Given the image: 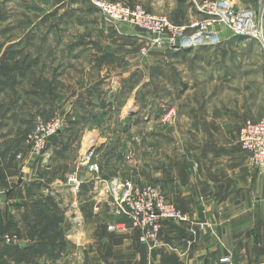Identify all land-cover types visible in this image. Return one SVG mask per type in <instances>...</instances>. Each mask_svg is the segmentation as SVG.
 I'll list each match as a JSON object with an SVG mask.
<instances>
[{"label":"crops","instance_id":"crops-1","mask_svg":"<svg viewBox=\"0 0 264 264\" xmlns=\"http://www.w3.org/2000/svg\"><path fill=\"white\" fill-rule=\"evenodd\" d=\"M199 1L174 0L176 6L166 11L176 22L185 21L193 9L198 12ZM232 1L255 11L264 7V0ZM121 27L112 26L110 39L133 42L146 37L133 27ZM7 31L6 25L0 34ZM4 34L0 35V185L6 194L0 203V264H258L264 260V167L252 165L250 153L237 141L240 126L247 119H260L264 109L254 116L234 115L230 104L223 102L221 108L222 104L216 107L209 100L215 112L211 111L212 120L203 123L208 128L196 133L208 141L197 165H183L182 158L163 155L158 184L192 223L164 219L159 243L149 247L126 217L114 213L111 197L96 181L105 174L94 169L96 173L90 175L84 166L74 170L82 158L84 135L94 137L100 133L98 127L118 124L114 122L118 101L113 97L121 90L118 78L135 74L130 64L133 52H121L97 38H7ZM231 36L222 35V40ZM128 88L136 92L135 86ZM179 104L163 106L173 109ZM129 106L130 102L123 109ZM37 115L46 119L59 115L65 120L64 131L49 142L47 161L33 158L26 142ZM126 116L121 114L120 121ZM179 120L174 124L179 125ZM166 131L146 132V140L154 136L168 141L173 136ZM182 148L179 145L176 152ZM62 163L67 165L61 167ZM95 166L92 162L90 167ZM73 170L82 179L79 194L65 185ZM112 224L117 227L110 229ZM9 232L18 234L22 243H4L2 235ZM225 257L229 261L223 262Z\"/></svg>","mask_w":264,"mask_h":264},{"label":"rangeland","instance_id":"rangeland-1","mask_svg":"<svg viewBox=\"0 0 264 264\" xmlns=\"http://www.w3.org/2000/svg\"><path fill=\"white\" fill-rule=\"evenodd\" d=\"M119 1L142 5L155 14L168 15L176 22L166 11L170 6H176L174 0ZM204 17L193 9L188 13V19L176 23H187ZM105 22L111 23V27ZM123 24L108 20L89 0H0V30L6 25L8 27L6 34H0H4V37L34 35L56 39L97 38L105 44L119 47L121 52H133L135 59L130 64L134 65L135 74L118 78L121 90L118 97H113V100L118 101L114 109L118 115L114 122L119 121L118 124H109L107 128L98 127L100 133L94 137L84 135V143L80 142L82 158L76 161L74 170L77 166H84L90 175L96 173L94 169L98 170L97 173L105 174L99 175L96 181L101 178L111 182L118 178L137 185L153 184L161 189L158 177L160 162L165 153L168 158H182L183 165L196 166L197 163H194L197 162V156H203L202 152L208 148V141L202 140L201 135L196 133L207 127L203 123L213 119L212 113L215 111L210 109L212 102L216 107L222 104L219 106L221 108L223 102H226L225 105L230 104L234 115L244 112L254 116L264 109V50L259 45L257 48L249 44V41L236 40L231 36L216 45L195 47L184 55L167 48L152 49L143 55L140 51L145 37H137L133 42L110 39L112 26L122 29ZM135 29L146 36L144 32ZM219 30L223 36L230 34L225 26H220ZM176 64L179 66H173ZM128 85L135 86L136 92L129 89ZM177 87L179 91H176ZM170 89L174 91L170 92ZM139 91L142 93L140 97ZM209 100L212 102L209 103ZM129 102L130 106L123 109ZM166 102H180L181 105L164 109L163 104ZM124 112L127 116L120 121ZM177 118L181 122L179 125L174 124ZM165 130L173 136L168 141H161L154 136L146 140V132L158 134ZM237 141L240 145L239 133ZM179 145L183 148L178 154L176 150ZM194 148L196 150L193 151ZM92 162L97 166L90 167ZM65 165L62 163L61 167ZM74 170L65 178L66 186L67 178ZM87 170L83 176L87 175ZM79 179L82 181L80 174ZM108 190L105 188L111 197ZM1 239L6 243L3 235Z\"/></svg>","mask_w":264,"mask_h":264},{"label":"built area","instance_id":"built-area-1","mask_svg":"<svg viewBox=\"0 0 264 264\" xmlns=\"http://www.w3.org/2000/svg\"><path fill=\"white\" fill-rule=\"evenodd\" d=\"M89 1L111 22L124 23L144 32L145 42L140 51L143 55L156 48L182 51L216 45L222 41L220 26H225L233 37L255 40L264 50V7L255 11L252 8L238 7L232 0H200L196 9L205 15L204 18L176 23L168 15L155 14L139 4L130 5L119 0ZM64 128L65 120L60 116L46 120L37 115L34 127L26 137L31 156L47 161L51 156L48 150L51 138L62 133ZM1 136L0 122V145ZM239 143L242 149L250 153L252 165L264 167V113L260 119L247 120L242 124L239 129ZM98 182L109 189L114 213L126 217L131 228L140 231L139 240L149 247L159 243L164 219L177 223H192L191 216L170 202L156 185H137L118 178L111 182L99 178ZM81 183L77 172L67 178V184L76 194L81 191ZM5 194V189L0 185V203ZM95 211H99L98 206ZM204 225L201 223L202 227ZM116 227V224L109 226L110 229ZM3 240L9 245L22 243L16 233L3 234ZM222 261H229V257L223 258ZM258 264H264V260Z\"/></svg>","mask_w":264,"mask_h":264},{"label":"trees","instance_id":"trees-1","mask_svg":"<svg viewBox=\"0 0 264 264\" xmlns=\"http://www.w3.org/2000/svg\"><path fill=\"white\" fill-rule=\"evenodd\" d=\"M234 39H236V40H244L245 42H247V41H249V44H253L255 47H257L258 46V44H257V42L255 41V40H251V39H247V38H243V37H234ZM258 48V47H257ZM193 48H191V49H186V50H182V51H178V53H180V54H182V55H184V54H187V53H189V51L190 50H192ZM138 96L140 97V96H142V93L139 91L138 92ZM54 137H56V136H54ZM54 137H52L51 138V140L54 138Z\"/></svg>","mask_w":264,"mask_h":264}]
</instances>
